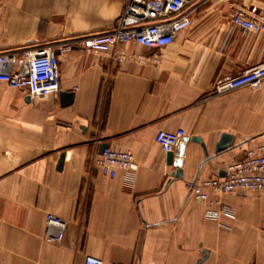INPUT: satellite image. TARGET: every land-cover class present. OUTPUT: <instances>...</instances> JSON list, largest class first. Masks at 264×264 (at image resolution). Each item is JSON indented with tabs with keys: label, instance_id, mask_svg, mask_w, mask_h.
<instances>
[{
	"label": "crops",
	"instance_id": "1",
	"mask_svg": "<svg viewBox=\"0 0 264 264\" xmlns=\"http://www.w3.org/2000/svg\"><path fill=\"white\" fill-rule=\"evenodd\" d=\"M233 5L264 11V0H200L159 67L59 54L60 93H74L66 107L60 93L27 101L0 82V264H264V193H212L232 220L208 216L186 188L264 145V81L209 95L219 79L264 62V33L233 27ZM122 11L121 0H0V53L109 30ZM179 129L201 139L186 145L181 179L155 141ZM224 135L230 148L217 154ZM103 144L132 152L134 180L97 169ZM48 214L68 222L60 245L44 240Z\"/></svg>",
	"mask_w": 264,
	"mask_h": 264
},
{
	"label": "built area",
	"instance_id": "2",
	"mask_svg": "<svg viewBox=\"0 0 264 264\" xmlns=\"http://www.w3.org/2000/svg\"><path fill=\"white\" fill-rule=\"evenodd\" d=\"M123 11L116 25L106 31L74 38L60 45L49 44L38 49L0 53V82L26 93L30 99L58 96L61 90L59 56L79 50L93 56L100 63L112 62L115 66L135 65L159 67L160 51L174 43L176 37L191 27L192 15L200 0H121ZM231 24L242 33H264V11L258 6L233 5L230 9ZM129 45L150 50L136 52ZM264 81V62L237 75L216 81L210 97H217L244 88L258 89ZM183 129L159 131L155 141L164 151L176 150L185 138ZM97 169L105 176L116 177L120 171L131 174L137 166L130 151L108 147L95 157ZM224 177H197L186 183L189 197L206 204L212 218L236 219L230 208L214 200L211 194L228 195L237 192L264 193V145L249 148L243 158L230 163ZM68 222L48 214L44 225V240L62 244ZM84 264H104L93 256H86ZM122 264V263H112Z\"/></svg>",
	"mask_w": 264,
	"mask_h": 264
},
{
	"label": "water",
	"instance_id": "3",
	"mask_svg": "<svg viewBox=\"0 0 264 264\" xmlns=\"http://www.w3.org/2000/svg\"><path fill=\"white\" fill-rule=\"evenodd\" d=\"M57 55L60 54L59 51L56 52ZM60 98H61V104L63 107L69 106L72 104L73 100H74V93H64L61 92L60 93ZM27 101H30V98L27 97ZM192 140V141H197V142H201V139L198 137H194L192 139L190 138H184L183 142L181 143V145L174 151L167 153V164L171 167H173L175 169L174 173H173V177L181 179L183 177V170H182V164H183V156H184V152L186 149V145L188 144V142ZM232 142V138L229 135H224L220 141V143L217 146V154H220L222 152L227 151L230 148ZM109 147L108 144H103L100 147V154ZM207 155V154H206ZM64 158L65 155L62 154L60 157V162H59V166L58 169L61 170L63 163H64ZM221 177L225 176V172H222Z\"/></svg>",
	"mask_w": 264,
	"mask_h": 264
}]
</instances>
